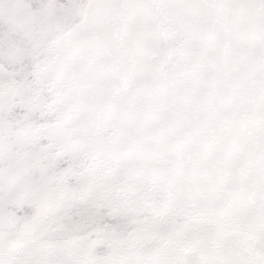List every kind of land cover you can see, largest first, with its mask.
Segmentation results:
<instances>
[{
	"label": "rangeland",
	"instance_id": "rangeland-1",
	"mask_svg": "<svg viewBox=\"0 0 264 264\" xmlns=\"http://www.w3.org/2000/svg\"><path fill=\"white\" fill-rule=\"evenodd\" d=\"M261 97L264 0H0V264H264V208L121 158Z\"/></svg>",
	"mask_w": 264,
	"mask_h": 264
},
{
	"label": "crops",
	"instance_id": "crops-1",
	"mask_svg": "<svg viewBox=\"0 0 264 264\" xmlns=\"http://www.w3.org/2000/svg\"><path fill=\"white\" fill-rule=\"evenodd\" d=\"M223 83L226 80L222 86ZM261 98L248 105L238 104L241 97L239 101L225 99L209 110L207 121L183 126L163 137L148 135L130 145L121 158L141 159L168 173L161 182L180 200H221L231 207L230 211H214L223 215L259 212L264 208V97ZM166 105L171 102L166 101L161 108ZM228 132H236L235 149H213L211 142L217 137L223 139ZM174 141L186 148L172 152L165 149ZM192 141L196 143L191 145ZM151 142L156 143L155 150L149 147Z\"/></svg>",
	"mask_w": 264,
	"mask_h": 264
}]
</instances>
